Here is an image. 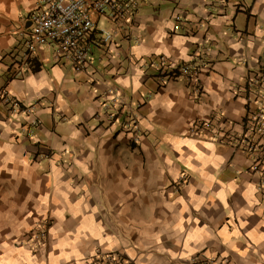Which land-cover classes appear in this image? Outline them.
<instances>
[{
  "label": "crops",
  "instance_id": "crops-1",
  "mask_svg": "<svg viewBox=\"0 0 264 264\" xmlns=\"http://www.w3.org/2000/svg\"><path fill=\"white\" fill-rule=\"evenodd\" d=\"M39 1L0 0V86L20 102H0V264H264V170L236 145L264 80V0L149 2L140 42L97 43L81 71L51 44L20 65ZM159 54L201 64L200 99L157 85Z\"/></svg>",
  "mask_w": 264,
  "mask_h": 264
},
{
  "label": "built area",
  "instance_id": "built-area-1",
  "mask_svg": "<svg viewBox=\"0 0 264 264\" xmlns=\"http://www.w3.org/2000/svg\"><path fill=\"white\" fill-rule=\"evenodd\" d=\"M159 0H40L30 12V26L24 29L23 53L20 65L26 66L39 47L54 45V56L71 62L78 71L93 63V49L97 43H112L117 36H125L134 43L140 42L135 32L139 26V11L147 3ZM106 25H99L101 19ZM157 70V85L182 78L195 99L205 93L201 77V64L196 60L171 61L166 55L150 61ZM27 67V66H26ZM259 102L256 110H250L244 120L245 132L237 142L241 151L251 156V167L264 170V80L253 81ZM259 88V89H258ZM0 102L10 104L13 111L20 107L17 98L11 96L6 86H0ZM135 118V117H134ZM193 129L214 130L212 119H199ZM133 138H141L138 125H134ZM122 260L111 252L101 256L97 264H121Z\"/></svg>",
  "mask_w": 264,
  "mask_h": 264
},
{
  "label": "rangeland",
  "instance_id": "rangeland-1",
  "mask_svg": "<svg viewBox=\"0 0 264 264\" xmlns=\"http://www.w3.org/2000/svg\"><path fill=\"white\" fill-rule=\"evenodd\" d=\"M102 21H103V19H102Z\"/></svg>",
  "mask_w": 264,
  "mask_h": 264
}]
</instances>
